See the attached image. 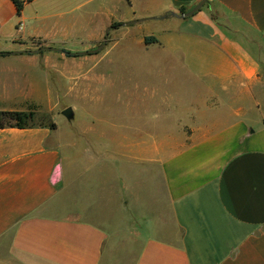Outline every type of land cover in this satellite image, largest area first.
<instances>
[{
	"label": "crops",
	"instance_id": "1",
	"mask_svg": "<svg viewBox=\"0 0 264 264\" xmlns=\"http://www.w3.org/2000/svg\"><path fill=\"white\" fill-rule=\"evenodd\" d=\"M19 1L0 0V112L52 111L45 54L113 23L160 21L140 39L157 40L143 48L169 57L178 90L147 95L160 114L104 143L118 149L95 174L58 129L0 130V264H264V0L185 19L162 16L200 0H124L122 18V0Z\"/></svg>",
	"mask_w": 264,
	"mask_h": 264
},
{
	"label": "rangeland",
	"instance_id": "2",
	"mask_svg": "<svg viewBox=\"0 0 264 264\" xmlns=\"http://www.w3.org/2000/svg\"><path fill=\"white\" fill-rule=\"evenodd\" d=\"M125 4L122 0V10L117 14L119 18L129 15ZM207 4L209 1L203 8ZM157 20H148L121 30L120 26L126 24L119 27L113 26L120 23L111 24L106 44L97 53L91 52L103 43L105 34L97 42L90 43L89 40L88 43V33L84 32L68 37L55 46L56 51L45 54V58L56 63L57 67V82L50 86L51 95L48 96L55 106L50 112L38 108L35 111V124L58 129L57 135L75 142L70 157L77 160L81 155L85 156L84 163L76 166V169L96 173L101 167V154H114L112 151L116 148L104 147V143L134 136L135 127H148L150 120L160 114L161 109L152 106L147 95L156 92L161 96L178 90L172 68L165 62L169 57L163 60L157 51H146L140 39L142 35L157 33L160 26ZM90 23L92 32L96 24L101 25V19H91ZM88 45L89 49L82 50ZM29 50L41 53L44 47L34 42ZM64 52L77 55L68 57ZM39 90L44 94L43 86ZM67 108L73 113L70 120L62 115ZM142 131L144 136L150 130ZM153 133L161 134L160 131ZM126 153L128 148L123 147L122 155ZM98 182L100 184L101 179ZM95 204L101 206V199H96Z\"/></svg>",
	"mask_w": 264,
	"mask_h": 264
},
{
	"label": "trees",
	"instance_id": "3",
	"mask_svg": "<svg viewBox=\"0 0 264 264\" xmlns=\"http://www.w3.org/2000/svg\"><path fill=\"white\" fill-rule=\"evenodd\" d=\"M13 5L15 6L17 12H20L23 7V2L19 0H11ZM189 11V10H188ZM184 8L179 9L178 15L186 13ZM173 17L172 13L165 14L164 18ZM121 24H118L113 27H119ZM113 29V28H111ZM144 46H150L157 44V40L153 37H145L143 38ZM42 53V52H41ZM64 54L68 57H74L77 54H71L68 52H64ZM9 54H0V56L5 57ZM38 107L28 106L24 111L21 112H0V130L4 129H17V130H25L31 129L38 126L44 125H36L35 124V111ZM53 129V128H52Z\"/></svg>",
	"mask_w": 264,
	"mask_h": 264
},
{
	"label": "water",
	"instance_id": "4",
	"mask_svg": "<svg viewBox=\"0 0 264 264\" xmlns=\"http://www.w3.org/2000/svg\"><path fill=\"white\" fill-rule=\"evenodd\" d=\"M209 0H200L191 10H189L188 12H186V13H183V14H180V15H178V14H175V13H172V16L173 17H176V18H180V19H185V18H189V17H191V16H193L195 13H197V12H199L203 7H204V5H206V3L208 2ZM136 22H131V23H128V24H126V25H133V24H135ZM107 37V36H106ZM105 37V39H104V41H103V43L100 45V46H98L97 48H96V50H94V51H92L91 53H97V52H99V51H101L102 50V48L105 46V44H106V41H107V38ZM62 115L67 119V120H70V119H72V117H73V113H72V111H71V109L70 108H67V109H65L63 112H62Z\"/></svg>",
	"mask_w": 264,
	"mask_h": 264
}]
</instances>
